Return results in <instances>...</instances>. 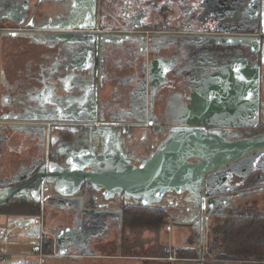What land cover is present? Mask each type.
<instances>
[{
  "label": "flooded vegetation",
  "instance_id": "obj_1",
  "mask_svg": "<svg viewBox=\"0 0 264 264\" xmlns=\"http://www.w3.org/2000/svg\"><path fill=\"white\" fill-rule=\"evenodd\" d=\"M255 7L256 0H0V172L18 184L33 165L67 160L76 145L88 143L87 130L95 134L102 126L111 127L118 144L123 140L131 144L134 151L127 150V157H148L173 128L192 127L189 118L178 117L179 109L190 102L198 83L204 87L210 55L226 52L216 45L189 50L173 43L168 49H156L152 38L168 39V33L199 27L257 35ZM215 14L219 21H214ZM197 16L207 20L199 23ZM225 16L238 20L223 24L220 18ZM80 26L98 31L91 47L85 48L84 36L77 35ZM69 31L75 35L67 37ZM156 67L165 71L161 77L148 74ZM78 100L86 103L80 106ZM260 109L256 124L237 128L241 132L236 137L264 133ZM93 115L105 120L83 122ZM118 120L128 125L98 124ZM259 162L264 165L263 158ZM255 165L248 168L246 190L239 195L264 192L250 180L258 177ZM109 202L102 196L97 201ZM117 204L123 209L135 206L123 199ZM35 205L39 209L40 204ZM152 205L148 208L160 209L168 218L169 212L181 210L188 216L196 211L187 191L166 193ZM220 209L219 216L226 215ZM102 216L106 222L112 213Z\"/></svg>",
  "mask_w": 264,
  "mask_h": 264
},
{
  "label": "water",
  "instance_id": "obj_2",
  "mask_svg": "<svg viewBox=\"0 0 264 264\" xmlns=\"http://www.w3.org/2000/svg\"><path fill=\"white\" fill-rule=\"evenodd\" d=\"M208 5L213 11L214 5L211 2ZM256 5L254 11L260 29L257 35L230 28L216 31L199 27L168 33L171 34L168 39L158 36L157 42L152 38L150 44L156 49H168L172 43L189 50L204 45L226 49L219 60L213 59L211 71L206 70L201 82L204 87L198 83L188 97L190 102L179 109L178 117L189 118L192 127L173 128L156 151L144 159H136L134 155L127 157V150L133 154L134 148L125 140L118 144L117 135L113 134V137V131H109L111 127L102 126L95 134L87 130L88 143L76 145L77 149L70 151L67 160L33 165L18 184L4 177L5 173L1 171L0 205L18 199L40 205L49 203L59 212L61 220L79 222L76 228L85 232L100 221L105 222L102 214L112 213L119 200L148 207L166 193L187 191L196 211H189L188 216L181 210L167 215L176 219L173 224L190 229L202 254V239L207 236L210 221L220 215L219 203L243 192L240 188L247 184L248 168L254 164L253 169L259 173L250 180L258 186L255 189L264 187V165L257 163L258 159H264V133L235 136L241 132L237 128L256 124L259 107L264 117V0H256ZM209 16L210 11L208 19ZM218 17L215 14L214 21H219ZM220 19L223 24L238 20L231 16ZM197 20L201 23L207 19L197 16ZM88 30L85 26L77 30V35L84 36L81 42L85 48L91 47V42L99 38L98 31L91 33ZM66 35L75 33L69 31ZM89 35L93 37L90 41ZM84 52L90 55L88 51ZM208 66H204L205 69ZM152 72L161 77L165 71L156 67L148 70V74ZM153 79L152 83L155 82ZM85 120V124H93L104 121L105 117L93 115ZM98 124H119L123 128L128 125L122 120ZM138 190L141 192L139 197ZM101 196L111 202L99 205L97 201ZM66 232L63 231L62 237L66 244L74 246L70 234L74 232L73 228H67Z\"/></svg>",
  "mask_w": 264,
  "mask_h": 264
},
{
  "label": "crops",
  "instance_id": "obj_3",
  "mask_svg": "<svg viewBox=\"0 0 264 264\" xmlns=\"http://www.w3.org/2000/svg\"><path fill=\"white\" fill-rule=\"evenodd\" d=\"M1 57L2 52V62ZM210 57L206 60V65H209L207 72L211 71L213 59L219 60L222 55ZM80 101L77 103L80 106L86 103ZM242 189L246 190L241 187L240 190ZM234 196L236 197H233L232 202L229 197L219 203L218 206L223 207L222 212L226 214L222 217L252 212L257 207L259 211L255 212L264 215V192ZM19 202L21 201L16 200L15 203L4 204L5 211L0 212V264H264V260L243 262L204 258L198 247L195 248L198 245L197 239L194 234L191 235L190 229L173 224L170 218H165L162 225L153 227L142 224L138 227L139 230H132L130 224L123 220L122 204L117 206L106 222L100 221L90 231L83 232L76 228V225H80L79 222L77 224L73 220H61L59 212L49 203L40 205L38 209L35 203ZM69 227L74 231L70 233L73 235L74 246L66 244V239L62 237L63 231L67 233L66 229ZM41 229L50 231L54 239L51 237L52 239L47 240L45 259L39 263L37 256L31 252V247ZM162 229L167 232L161 233Z\"/></svg>",
  "mask_w": 264,
  "mask_h": 264
},
{
  "label": "trees",
  "instance_id": "obj_4",
  "mask_svg": "<svg viewBox=\"0 0 264 264\" xmlns=\"http://www.w3.org/2000/svg\"><path fill=\"white\" fill-rule=\"evenodd\" d=\"M164 212L142 205H130L122 211L129 224L162 225ZM204 258L261 262L264 260V215L246 212L227 217L216 216L210 221Z\"/></svg>",
  "mask_w": 264,
  "mask_h": 264
},
{
  "label": "built area",
  "instance_id": "obj_5",
  "mask_svg": "<svg viewBox=\"0 0 264 264\" xmlns=\"http://www.w3.org/2000/svg\"><path fill=\"white\" fill-rule=\"evenodd\" d=\"M48 236L54 239V235L51 232L48 233L47 231L41 229V233L31 247V252L37 256L39 263H42L46 256L45 243Z\"/></svg>",
  "mask_w": 264,
  "mask_h": 264
},
{
  "label": "rangeland",
  "instance_id": "obj_6",
  "mask_svg": "<svg viewBox=\"0 0 264 264\" xmlns=\"http://www.w3.org/2000/svg\"><path fill=\"white\" fill-rule=\"evenodd\" d=\"M140 190H138L136 193H138V197L140 196V194H141V192H139ZM162 211V210H161ZM255 211H259V207H257L256 209H255ZM163 212V211H162ZM165 215V217L164 218H168L167 216H166V213H164ZM169 219V218H168ZM170 221H172L171 219H169ZM125 223H127L128 224V222H125ZM142 224H144V222L143 223H137V224H131L130 223V228L132 229V230H139L138 229V227L139 226H141ZM135 225V226H134ZM153 227H154V225H152ZM168 228H170V226H168ZM160 232L161 233H166L167 231L166 230H164V229H162V230H160ZM202 242H204V237H203V239H202ZM196 247H198V246H195V248ZM197 249V248H196ZM199 252H200V250H198Z\"/></svg>",
  "mask_w": 264,
  "mask_h": 264
}]
</instances>
